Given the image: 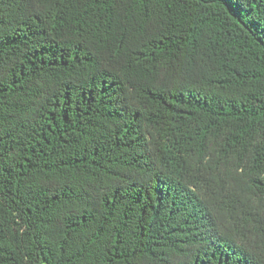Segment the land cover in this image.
<instances>
[{"label":"trees","instance_id":"trees-1","mask_svg":"<svg viewBox=\"0 0 264 264\" xmlns=\"http://www.w3.org/2000/svg\"><path fill=\"white\" fill-rule=\"evenodd\" d=\"M0 264H264V0H0Z\"/></svg>","mask_w":264,"mask_h":264}]
</instances>
